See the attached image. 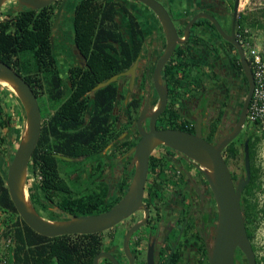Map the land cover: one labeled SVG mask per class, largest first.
Here are the masks:
<instances>
[{"label":"flooded vegetation","instance_id":"af4514ba","mask_svg":"<svg viewBox=\"0 0 264 264\" xmlns=\"http://www.w3.org/2000/svg\"><path fill=\"white\" fill-rule=\"evenodd\" d=\"M118 1L126 7L125 12L119 13L118 20L126 21L129 13H135L142 24L143 32L146 31L147 25H155L148 23L150 18L156 17L143 4L134 0ZM199 1L204 7L206 4L210 7L199 10L192 18L199 13L210 14L219 21L226 33L231 34L234 11L240 1ZM169 13L174 20H178V27L180 22L188 21L185 11L179 13L182 14L180 17L171 11ZM67 17L72 18L73 23L72 15ZM238 20L235 31L243 46ZM199 21L204 23L197 27ZM197 22L192 28L194 31L197 29V36L192 35L185 44L178 45L162 71V82L168 86L169 99L166 110L156 120V129L184 131L181 129L186 126L191 132H184L195 134L196 125L201 118L203 138L216 145L229 135L237 123L248 93L247 78L237 48L225 40L217 29L216 33L209 20L199 19ZM122 26V21H119L120 29ZM154 27L156 30L152 37L142 38V48L136 61L125 71L114 75L118 76V79L111 84L118 86V94L110 116V132L104 137L109 143L104 150L73 158L74 161L90 160L89 167L95 171V204H100L101 199L106 202L114 201L126 183L127 191L120 196L121 199L127 194L135 173V163L132 162L133 155L130 153L141 139L138 120L145 111L146 118L142 127L148 132L151 116L159 105L155 70L167 43L165 36L160 35L163 30L158 21ZM68 35L62 34L59 37L69 39L56 42V54L58 73L69 90L72 88L70 78L87 68V59L75 46L71 32ZM124 38L133 40L129 35ZM180 51L183 52L182 56H179ZM245 55L251 65V58L246 51ZM135 65V73L124 74ZM171 67L174 69H169ZM168 70H172V76L168 75ZM94 92L93 89L88 95L91 96ZM69 96L67 92L66 97ZM66 97L63 100H66ZM54 104L52 114L59 105L53 100V106ZM50 140L54 145L56 137L51 135ZM52 155L63 160L58 157L62 155L53 152ZM79 177L75 175L73 180H79ZM143 203L149 209L150 217L146 225L130 239L129 248L135 259L134 264H147V252L152 245L155 248L156 264H211L209 254L214 249L219 220L217 203L207 180L184 156L164 145L153 151ZM50 209L61 213L59 208L54 206ZM144 218L145 211H138L105 232V244L99 253L110 254L119 264H129V259L124 253V237ZM99 264L114 263L108 258H101Z\"/></svg>","mask_w":264,"mask_h":264},{"label":"trees","instance_id":"16d2710c","mask_svg":"<svg viewBox=\"0 0 264 264\" xmlns=\"http://www.w3.org/2000/svg\"><path fill=\"white\" fill-rule=\"evenodd\" d=\"M195 1L194 3H198V10L210 7L207 4L204 7L199 0ZM61 2L62 0H58L41 10L24 8L19 11L18 7H13L4 17H0V61L15 69L31 85L38 101L41 97L43 102L46 99L47 102L54 100L59 104L54 114L47 113L42 118L41 137L29 164V169L37 179V184L33 182L30 188L31 202L34 206L44 208V213L49 216L46 219L49 220L65 219L68 213L87 216L106 212L115 206L120 201V196L127 191L126 183L114 201L106 202L101 199L100 204H95L97 197L94 195L92 199L71 197L66 181L60 174V159L52 155V152L69 158H79L104 150L109 143L104 137L110 132V116L117 98L118 86L110 84L95 91L91 96L88 94L99 83L128 69L140 54L142 38L146 36L135 13H129L126 21L118 20L119 13L126 10L118 0H68L60 21L55 25ZM70 14L73 17L71 35L75 46L87 59V68L70 78L72 88L68 90L57 70L56 42L63 34V19ZM119 21L123 24L121 29ZM245 22V17L238 20L240 36L243 35ZM148 23H155L153 26H156L157 20L150 18ZM203 23L204 21H199L196 26H202ZM210 25L216 32L214 25ZM195 31L192 30L191 36H197ZM125 35H129L133 40L125 39ZM27 51L36 53L38 69L24 76L21 53ZM182 55L183 52L180 51L179 56ZM26 61L28 62L27 59ZM168 75L172 76V70H168ZM67 92L70 94L68 98ZM65 97L67 99L63 100ZM5 113L7 112L0 106V131L9 130L6 134L0 132V151L7 160V170L8 162L14 157L20 141L16 138L12 141L15 134L11 127L10 115L7 113L4 116ZM181 130L191 132L186 126ZM242 134V137L238 136L227 146L224 155L237 185L247 176L244 146L245 142L249 141L251 180L242 193L241 206L248 236L252 242L254 233L251 225L256 221L254 216L258 210L250 197L257 188L261 174V169L255 165V158L256 148L264 139V130L259 122H255L249 124ZM51 135L56 137L54 145L51 144ZM59 193L66 195V198L60 200L57 197ZM52 206L59 208L61 213L51 210ZM262 212L264 214V210ZM0 216V242L12 239L13 264H94V258L105 244V232L56 238L35 232L18 214L1 173ZM236 253L242 258L243 254L239 249ZM239 258H235V264H244ZM256 259L257 264H264V257Z\"/></svg>","mask_w":264,"mask_h":264},{"label":"water","instance_id":"95a60500","mask_svg":"<svg viewBox=\"0 0 264 264\" xmlns=\"http://www.w3.org/2000/svg\"><path fill=\"white\" fill-rule=\"evenodd\" d=\"M11 0H0V14L2 8ZM19 11L24 8L41 10L56 3L58 0H15ZM67 0H63L56 14V23L60 21ZM146 6L156 17L161 25L166 38V49L160 58L155 70V86L160 96L159 105L151 116L149 131H145L142 122L146 118L143 111L138 120V129L141 136L138 144L131 150L132 162L135 163V173L127 194L115 206L106 212L96 215L77 216L69 214L62 220H49L43 217L35 208L27 196V181L29 164L39 143L42 133V115L38 98L31 85L11 66L0 61V82H7L12 91L20 99L26 113L25 134L19 142L14 157L8 162L0 151V173L9 189L11 200L22 220L38 234L56 238L67 235H93L107 232L118 224L144 210V220L136 223L125 235L123 247L124 253L129 259V264H134L135 259L131 254L129 242L134 233L144 227L150 217L149 209L144 205L143 198L145 186L150 171V157L153 151L160 145H164L178 152L190 162L198 172L207 180L217 203L219 215L215 232L214 249L209 254L211 264H235L236 251L239 249L247 264H257L252 242L248 236L244 211L241 206V196L251 180V163L249 141L245 142L244 160L246 177L236 185L231 170L223 155L227 146L233 142L243 131L250 103L253 98L255 79L251 65L249 64L245 50L238 41L235 31L238 19L239 5L234 11L233 28L231 34L226 33L219 21L207 13H199L191 20L180 22L183 26L182 34L167 8L159 0H134ZM240 1V0H238ZM199 19L209 20L218 33L228 42L233 44L241 58L243 70L247 78L248 93L245 98L239 118L233 130L228 136L216 145L211 144L202 134L201 118L196 125V132L188 133L180 130H157L156 120L166 110L169 99L168 86L162 82V71L170 60L178 45L185 44L191 37L192 28ZM136 65L127 73H135ZM118 76H114L106 82L99 83L94 91L105 88L116 82ZM64 161L73 162V158L58 156ZM101 258H108L114 264H119L110 254L99 253L94 264H99ZM147 264L155 263V248L149 247L147 252Z\"/></svg>","mask_w":264,"mask_h":264},{"label":"rangeland","instance_id":"374dc122","mask_svg":"<svg viewBox=\"0 0 264 264\" xmlns=\"http://www.w3.org/2000/svg\"><path fill=\"white\" fill-rule=\"evenodd\" d=\"M13 7H17V2L15 0L9 1L2 8L0 17L1 16L4 17L7 11H9ZM241 17H245L247 19V22H245L246 26L242 35L243 39L247 42H250L251 46L255 47L258 51H260V53L264 57V0H240L238 19H240ZM64 25L65 26H63L62 29L63 34L64 36L65 34L66 36H69L68 34L72 31V26H73L72 18L70 19L69 17H66L64 19ZM246 30L248 31L247 34L245 32ZM65 39H69V38H65V37L63 39L59 38L57 39V43H59V40H62L64 42ZM35 54L36 53L32 51L21 53L22 55L21 57L23 58L22 73L24 76L28 75L29 73L31 74L33 72H36V70L38 69ZM26 59L28 60V62L27 61L25 62ZM10 97H13L14 100L16 101V106L13 109H11L13 106L10 105L11 106L10 110H12L10 112L11 124L13 125L12 128L16 134L17 140L20 141L25 134V129H26L25 127L27 124L25 110L22 106L20 99L11 90V88L7 86L5 83L0 82L1 107H3L4 105L3 102L1 101L2 100L7 101L8 99H10ZM39 104L41 108L42 118L45 117L47 113H51L52 109L55 108V104L53 106V101L47 102L45 99L43 102L41 97L39 98ZM249 124L252 123L247 121L242 133L247 129ZM89 161L88 160L81 161L77 159L73 162L64 161V160L59 161L60 174L66 181L71 197L92 199L94 191L96 190V187L94 185L95 171H93L92 168L89 167ZM255 165L256 167L261 169V174L257 182V188L255 189L252 197H250L251 202L257 206V210H258L256 215L254 216L256 221L251 225V230L254 233L252 246L253 249H255L254 252L256 258L261 259L262 257H264V214L262 212L264 210V139L258 144L256 148ZM235 168L237 169V166H235ZM75 175L80 176L79 180L76 179L73 180V177ZM36 180H37L36 175L33 173L31 169H29L28 181L26 187L27 196L29 198H30V188L32 187L33 182H35ZM35 184H37V182H35ZM57 197L61 200L63 198H66V195L59 193V196ZM35 208L43 217L44 216L45 218L49 217L44 213V211H46L44 210V208L38 205L35 206ZM239 256L240 254L237 255L236 253L235 258L237 257L239 258ZM239 260H241V263L243 262L244 264H247L244 256H242V258H239Z\"/></svg>","mask_w":264,"mask_h":264},{"label":"built area","instance_id":"2783aa9c","mask_svg":"<svg viewBox=\"0 0 264 264\" xmlns=\"http://www.w3.org/2000/svg\"><path fill=\"white\" fill-rule=\"evenodd\" d=\"M245 32L246 34L248 33L247 30ZM240 38L247 55L251 58V65L255 79V88L253 98L250 103L247 120L250 123L259 122L262 129L264 130V57L260 51L251 46L250 42L245 41L242 36H240ZM4 243L9 249L13 248V242L11 238L6 240ZM0 264H12L9 255L1 256Z\"/></svg>","mask_w":264,"mask_h":264},{"label":"crops","instance_id":"0c3cea01","mask_svg":"<svg viewBox=\"0 0 264 264\" xmlns=\"http://www.w3.org/2000/svg\"><path fill=\"white\" fill-rule=\"evenodd\" d=\"M159 1L167 8V10L171 11L173 14L177 15L179 13H182V11L187 12V17H188L187 20L192 18L193 14H195V12L198 10V3H194V2H196L195 0H159ZM67 2H68V0L66 1V4H67ZM66 4H65V6H66ZM188 5L190 6V8H189ZM181 15L182 14H179L177 16L180 17ZM145 28H146V31H145L146 36L147 37H152L153 33L156 30V29H154L155 27L154 26L151 27V25L149 24V26L147 25V27H145ZM184 28L185 27H183V26L179 27V32L181 34L184 31ZM195 32H196V34L198 33L197 29H196ZM160 35L164 36L163 32ZM8 101H9L10 104L8 103ZM1 102H3V104H4L3 105L4 111H6L10 115V112L12 111V110H10L11 106H13L11 109H13L16 106V101L14 100V98L10 97V99H8L7 101L2 100ZM0 106H1V103H0ZM7 113H5L4 116ZM12 126L13 125L11 124V127ZM8 131H9L8 129H5V130L3 129L1 131V133L2 134H6V132H8ZM14 134H15V132H14ZM15 138H16V134L14 135V140H12V141H15ZM6 255L7 256L9 255L10 261L13 264V262H12V259H13V248L9 249L4 242L3 243L0 242V257L1 256H6Z\"/></svg>","mask_w":264,"mask_h":264},{"label":"bare ground","instance_id":"6f19581e","mask_svg":"<svg viewBox=\"0 0 264 264\" xmlns=\"http://www.w3.org/2000/svg\"><path fill=\"white\" fill-rule=\"evenodd\" d=\"M3 83H5L7 86H9L10 88H11V86L10 85H8V83L7 82H3ZM11 90H12V88H11ZM26 128V127H25Z\"/></svg>","mask_w":264,"mask_h":264}]
</instances>
